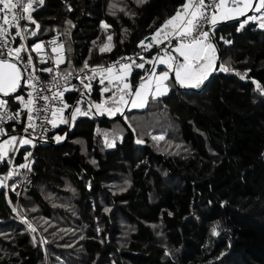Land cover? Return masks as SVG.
Segmentation results:
<instances>
[{"label":"trees","instance_id":"1","mask_svg":"<svg viewBox=\"0 0 264 264\" xmlns=\"http://www.w3.org/2000/svg\"><path fill=\"white\" fill-rule=\"evenodd\" d=\"M183 2L32 0L39 28L24 23L29 44L58 33L59 70L73 72L134 52ZM243 20L214 26L219 65L229 71L218 66L198 89L171 87L144 108L69 125L64 119L76 102L100 101L106 81L82 96L66 94L63 121L34 147L32 183L19 194L11 185L30 147L14 146L13 163L0 164V176L14 171L0 188V264H58V255L60 264H264V94L253 83L264 86V29L253 22L240 28ZM106 44L110 50L101 52ZM145 73L132 71L133 88ZM17 94L24 97L25 88L9 95L7 108L21 107ZM160 132L164 139L154 140ZM217 222L219 235H212Z\"/></svg>","mask_w":264,"mask_h":264},{"label":"snow or ice","instance_id":"2","mask_svg":"<svg viewBox=\"0 0 264 264\" xmlns=\"http://www.w3.org/2000/svg\"><path fill=\"white\" fill-rule=\"evenodd\" d=\"M139 2V0H138ZM40 3H43V0H40ZM184 0V2L178 6L175 15L171 16L169 19L165 20L164 23L156 29V32L152 34L151 40L154 41L156 45H162L163 42L167 41L168 43H172L170 37H175V46L171 50H167L166 46L163 55H159V58L153 57L149 63L153 64H166L168 70L160 71L158 74L155 68H152L148 73H146L148 77L149 86L146 89V84L144 83V77H141V82L138 86L135 87V91L133 92V86L127 82V77L129 72L132 69V65L130 64H120V69L122 70L119 75L113 73V69L109 66L107 69H99L101 74L104 71L108 72L109 75V83L111 84L113 79L118 82L117 84V93L118 99H113V104H131L134 108H144L147 103V96L144 91L147 90L151 93L152 98L155 99L157 97H161L167 94L169 91L168 84L166 83L169 80V71L174 72L175 81L178 82L181 86H189V87H200L205 81L208 80L211 73L217 67V60L219 57L217 56V47L216 44L212 41L214 40V26L224 20H229L234 17L245 16L250 10L255 14L246 15V19L240 23V28H243L250 21H256L258 26L261 29H264V0ZM32 10V0H27V3H24L23 0H0V19H2V23H0V37H4L2 41H0V93H3L4 96H8V100L0 98V109H6L8 107L9 100L11 96L10 93H15L17 88L21 86V81L23 80L27 83L28 87L32 89L27 93V99L21 95H16L15 99L20 104L23 105V108L27 110V119L30 122L29 127L33 130L36 125L32 124L33 121V104L35 100L49 101L52 100L53 104L59 97L64 96L65 91H69V88H65L64 91H60L58 88L55 92L50 96L41 95L40 91H38L39 77L35 75V65L32 63V57L29 55L26 61V67L23 71H27L28 67L32 68V71L28 74V76H23L21 69L17 66L16 63L12 62L23 61L24 57L21 56V51L24 48V44H20L18 47H8V36L12 35V30L15 29V38L19 37L20 39H24L23 30L21 29V22L28 21L33 24H36L35 20L31 15ZM10 17V18H9ZM71 24V21L67 22ZM205 23H208L212 27H209L205 30ZM36 27L39 28V24H36ZM108 27V25H105ZM163 30V31H162ZM240 29L238 28L237 31ZM35 35V32L31 33ZM111 40V36L108 37ZM224 40L223 37L220 38ZM149 40V37H145L139 43L140 45H145V42ZM224 43L230 44V40H224ZM40 44H34L33 48L37 51L40 50ZM147 49L153 48V43L149 42L146 45ZM5 49L7 51L5 52ZM109 45H104L100 48L101 52L109 51ZM55 52L56 49H53ZM170 52L178 53V57L171 55ZM150 55V54H149ZM130 59V58H129ZM143 61L144 57H140ZM60 63H63L62 60H57V67ZM134 63V62H133ZM135 68L144 69L145 63L141 62L139 64H134ZM89 65L87 61L85 62L83 68L79 69V72H83L85 68H88ZM99 66L96 69H93V78H95V73ZM219 69L221 71H229V69L225 66V64H220ZM53 71L52 68H42L41 72L51 73ZM239 75V73H237ZM72 75V71L66 70L63 74L57 72V76L60 79L65 81ZM77 79H80V83L83 88L91 90V84L85 83V80L80 76H77ZM43 83V82H40ZM53 87H56L59 83L56 77H53L51 81L48 82ZM100 83L103 84L104 80L101 79ZM256 84L257 89L264 94V86H261L259 82L253 81ZM122 84L123 87H119ZM154 84V88L151 85ZM74 88V86H72ZM103 92L109 91V89H102ZM35 93V95H34ZM113 96H116V93H113ZM128 97L126 99L125 97ZM139 98V99H137ZM110 99H112L110 97ZM81 101L76 102L75 110L72 113V120L76 119L77 114L87 116L89 113L87 111H81L79 104ZM62 108H52V120H47L45 116L44 119L47 120L49 124H52L53 127L56 126L55 117L58 112H61L63 109L69 108L67 103H64ZM49 105L44 104L40 107H37L35 111L39 113L41 109L44 112L49 111ZM92 107V102L89 103V108ZM95 108L100 110L102 108V103H96ZM104 111H107L109 115H114L115 112H122V107H114V108H104ZM7 112H0V121H3L4 117L7 116ZM8 119H14V116H8ZM25 132L28 131V128L24 129ZM42 131H46V128H42ZM7 135L8 138L0 141V164L11 165L13 163L12 158L9 156L10 151H16L14 147V143L17 141V136L8 135L7 130L3 127H0V136ZM154 140H163L164 135L161 134L159 136H153ZM57 140L63 139L61 136L56 137ZM21 145L31 144V139L20 138L18 141ZM137 143H143L142 140H138ZM7 146V147H6ZM179 147V145H177ZM31 154L26 155L30 156ZM95 163V161H93ZM19 168H28L29 165L27 163H23L18 165ZM14 175V171L10 168L9 171L5 174L3 179H0V187H6L5 181ZM127 183V181H126ZM12 189L15 190V184L11 185ZM224 202H222L223 205ZM9 204H11V200H9ZM13 212H17V208H12ZM107 211V209H106ZM18 215H20L17 212ZM171 215V213H169ZM22 221L28 225V229L32 232L36 231V228L33 227V224L30 223L25 217L21 216ZM219 226V222L217 225L212 228V235H219L217 232V227ZM99 231V229H98ZM35 240V237H33ZM42 243L46 241L42 240ZM166 255H170L167 250L165 252ZM223 255V253L221 254Z\"/></svg>","mask_w":264,"mask_h":264},{"label":"built area","instance_id":"3","mask_svg":"<svg viewBox=\"0 0 264 264\" xmlns=\"http://www.w3.org/2000/svg\"><path fill=\"white\" fill-rule=\"evenodd\" d=\"M15 2V0H14ZM10 18V17H9ZM0 23H2V19H0ZM205 30H207L210 26L208 23H205L204 25ZM21 29L23 30L24 39H20L19 37L15 38L13 40V37L15 36V29L12 30V35L8 36V47H18L20 44H24V48L21 51V56L24 57L23 61H16L17 64H19L21 71L23 73V76H28V74L32 71L31 67H28L27 71H23L26 67V61L27 57L30 55L32 57V63L35 65V75L39 77L38 84V91H40L41 95L50 96L53 92L57 90V88L60 91H64V89L67 87L70 90L64 92L63 97H59L56 102L53 104L52 100L49 101H42V100H35L33 104V121H31L32 124H35L36 127L33 130L29 127V121L27 119V110L23 108V105L21 104V107L18 108V110H11L9 108L6 109H0V112H7L8 115L4 117L3 121H0V127L5 128L6 124H14L17 126L22 127V130L19 132V135L21 137H24L26 139H31L32 143L28 145L29 150L27 151V154H31L30 156H27V159L25 158L24 163H27L29 165L28 168H23L22 177L16 179L13 183L15 184V190L13 192L19 194L22 190H27L31 186V177L28 176V171L30 169V166L33 162V156L32 152L34 147L37 144L40 143H47L51 140L53 132L57 129V127L62 123L63 116H64V109L61 112L57 113V116L55 117L56 120V126L53 127L52 124H49L47 120H52V111L51 109L54 108H62L63 104L61 103L66 100L65 95L68 93H77L79 96H82L84 88L82 87L80 83V79H77V76H80L85 80V83L91 82L92 84L101 85L100 80H105L107 77H109V73L104 71L103 74H101L99 69H107L109 66L112 67L113 73L120 74V64H130L132 65V69L128 74V77L132 73L133 70H135L134 64H139L140 57H150L152 56L156 51L158 52L161 47L164 46H170L173 43H175V37L172 36L170 39L172 40V43H168L167 41L163 42L162 45H156L154 41L151 40L152 36L149 37V40L145 42V45H140V43L137 46V49L127 55H123L114 61L103 64V65H90L88 68H85L83 72L73 71L72 75L68 78L67 81L60 79L57 76V72L63 74L64 72L59 70V67H57V57L54 55L53 49L61 48L62 40L58 33H54L47 38L37 40L31 44L28 43V33L29 28L26 26H23L21 24ZM4 37H0V41H2ZM144 39V38H143ZM142 39V40H143ZM152 42L153 48L147 49L146 45L147 43ZM34 44H40V50L37 51L35 48H33ZM7 49H5V52ZM150 54V55H149ZM130 58V59H129ZM134 62V63H133ZM139 62V63H138ZM97 66L99 68L97 69L95 73V78H93V69H96ZM42 68H52L53 71L51 73L41 72ZM53 77H56L59 81L58 85L56 87H53L48 82L53 79ZM127 77V78H128ZM43 82V83H40ZM22 86L25 88V100L27 99V93L29 91H32L31 88L28 87L27 83L23 81ZM74 86V88L72 87ZM35 95V93H34ZM47 104L49 105V111L44 112L42 109L39 113L35 111L37 107H40L41 105ZM8 116H14V119H8ZM47 117V120L44 119V117ZM28 128V131L25 132L24 129ZM42 128H46V131H42ZM1 138V136H0ZM19 146V145H18ZM25 146V145H24ZM12 188V187H11Z\"/></svg>","mask_w":264,"mask_h":264},{"label":"rangeland","instance_id":"4","mask_svg":"<svg viewBox=\"0 0 264 264\" xmlns=\"http://www.w3.org/2000/svg\"><path fill=\"white\" fill-rule=\"evenodd\" d=\"M206 2H207V0H206ZM224 22H226V21H224ZM247 25V24H246ZM171 47H169V48H167L166 47V49L167 50H171L170 49ZM164 50H165V47H161L160 49H159V51L157 52H155L152 56H150V57H147V58H144V60L143 61H141V62H144L145 64L146 63H148V61H151L152 60V58L153 57H155V58H159V55H163L164 54ZM170 54H173V52H170ZM147 59V60H146ZM151 64V63H150ZM157 65H158V63H156ZM19 65V64H18ZM20 67V66H19ZM217 69H215V71H216ZM214 71V72H215ZM116 75H119V74H116ZM171 75V74H170ZM172 76V75H171ZM144 77V76H143ZM109 77H107L105 80H104V82L108 79ZM90 84H91V86H92V83L91 82H89ZM138 84V83H137ZM106 85V84H105ZM139 85V84H138ZM138 85H136V86H138ZM135 86V87H136ZM105 87V86H104ZM104 87L103 86H101V88L102 89H104ZM135 87L133 88V92L135 91ZM193 89H198V88H193ZM113 93H116V96H113ZM102 95H101V100L100 101H97V100H93V99H91V97H89V101H91L92 102V107L91 108H89V102H87V101H85L83 98H81V99H83L84 100V102L83 103H80L79 104V107H80V109H81V111H87L88 113H89V115H87V116H94L95 117V115H99V117L100 116H102V113H104L106 116H108V117H113L114 115H109L108 114V112L107 111H104L103 109L104 108H113V107H122V108H125V107H127V105H129L128 106V108H131L132 106H131V104L129 103V104H125V105H120V104H116V105H114L113 104V99H118V93H117V90H115L114 92H111V93H109L108 95H105V93L102 91V93H101ZM110 97L112 98V99H110ZM109 98V99H108ZM126 99H128V97L126 96L125 97ZM96 103H102V108L100 109V110H97L96 108H95V104ZM75 110V106H74V109L71 111V114H70V117L68 118V117H66V119L64 120V123H67L68 124V121L70 122V120H71V123H72V121H75L77 118H79V117H82L83 115H79V114H77V116H76V119L75 120H72L71 119V117H72V113H73V111ZM66 111V110H65ZM64 111V112H65ZM161 134H163L164 135V133H162V132H160V133H158L157 134V136H159V135H161ZM9 135H14V136H17V141L14 143V146H17V145H19V146H24V145H21L18 141H19V139L20 138H24V137H21L20 135H18L17 133H13V134H9ZM61 137H63V136H61ZM8 138V136L6 135L4 138H0V141H3V140H5V139H7ZM53 138V137H52ZM106 138V137H105ZM105 138H104V142L106 143V140H107V138H106V140H105ZM62 141V139L61 140H56L55 142L56 143H59V142H61ZM108 142V141H107ZM107 144V143H106ZM28 145H30V144H26L25 146H28ZM7 147V146H6ZM4 176L5 175H2V176H0V179H3L4 178ZM1 188V187H0ZM67 232H70V230H68L67 229ZM52 233H54V231L53 232H50L49 233V235L50 234H52ZM45 241V240H44ZM64 248H67V245H64ZM58 254V253H57ZM57 259H59V260H57V263L58 264H60V256L58 255V257H57ZM62 261L64 262V264H72L71 263V261L70 260H66V259H62ZM49 261H47V264H49L48 263Z\"/></svg>","mask_w":264,"mask_h":264},{"label":"crops","instance_id":"5","mask_svg":"<svg viewBox=\"0 0 264 264\" xmlns=\"http://www.w3.org/2000/svg\"><path fill=\"white\" fill-rule=\"evenodd\" d=\"M229 6H231V0H230V5ZM253 14H255L253 11H249L246 15H253ZM246 15L245 16H239V17H234V18H232V19H229V20H224V21H230V20H243V19H246ZM224 21H220V22H218L217 24H219V23H221V22H224ZM250 22H253V23H257L256 21H250ZM249 22V23H250ZM216 24V25H217ZM215 25V26H216ZM211 26V25H210ZM212 27V26H211ZM163 31V30H162ZM213 42V41H212ZM174 46H175V43H173V45H172V47L170 48V49H173L174 48ZM57 54V55H56ZM54 55H56V57H57V59L58 60H62V61H64V54H62V51H61V48H57L56 49V51L54 52ZM171 55H174V56H177L178 57V53H175V52H173V54H171ZM179 59H182V58H179L178 57V60H177V62H179ZM147 60V59H146ZM12 62H14V63H16L14 60L12 61ZM141 63V62H140ZM17 64V63H16ZM61 64V63H60ZM147 64V63H146ZM146 64H145V69H146V73H148L152 68H155V70H156V72H157V74L160 72V71H165V70H168V67H167V65L166 64H153V63H151V65H150V67L149 68H146ZM17 66L19 67V65L17 64ZM20 68V67H19ZM21 69V68H20ZM215 71V70H214ZM213 71V72H214ZM212 72V73H213ZM146 73H145V75H144V83L146 84V89H147V87L149 86V83H148V77H147V75H146ZM211 73V74H212ZM172 76H171V75ZM210 77V76H209ZM129 80V79H128ZM127 80V82H129ZM141 82V79L139 80V82H138V84ZM206 82V81H205ZM167 84H168V88H169V90L171 89V87H179V88H185V89H191V88H197V87H189V86H181L178 82H176L175 81V75H174V72H171V71H169V80L166 82ZM22 84H23V80L21 81V86L19 87V88H17V90H16V92L20 89V88H22ZM106 85H105V87L104 88H107V89H109V91H111V92H114L115 90H117V84H118V82L116 81V80H114L113 79V81H112V83L110 84L109 83V78L106 80V83H105ZM137 84V85H138ZM119 87H123V85L122 84H120L119 85ZM151 87H153L154 88V84L153 85H151ZM200 87H202V86H200ZM200 87H198V88H200ZM109 91H107V92H109ZM142 91H144V93H145V95L147 96V101H148V99L150 98V97H152V95H151V93L150 92H148L147 90H142ZM15 92V93H16ZM107 92H104V93H107ZM169 92V91H168ZM167 92V93H168ZM15 93H10L9 95H12V94H15ZM22 96V95H21ZM7 96H4V94L3 93H0V98H3V99H5ZM137 99H139V98H137ZM128 106L129 105H127V107H125V109H130V108H128ZM131 108H134V107H131ZM73 109H74V107H73ZM72 109V110H73ZM134 109H141V108H134ZM118 112H115V114L114 115H116ZM102 114H104V113H102ZM70 117V116H69ZM65 120V119H64ZM71 121V120H70ZM70 124V122L68 121V125ZM18 135H19V132H16Z\"/></svg>","mask_w":264,"mask_h":264},{"label":"bare ground","instance_id":"6","mask_svg":"<svg viewBox=\"0 0 264 264\" xmlns=\"http://www.w3.org/2000/svg\"><path fill=\"white\" fill-rule=\"evenodd\" d=\"M21 24L23 25V26H26V27H28L25 23H24V21H22L21 22ZM103 64V63H102ZM97 91V90H96ZM109 99V98H108ZM64 103H67V100H65L64 101ZM66 109H64V111H65ZM74 123H75V121H74ZM55 133V132H54ZM21 193H22V191H21Z\"/></svg>","mask_w":264,"mask_h":264},{"label":"water","instance_id":"7","mask_svg":"<svg viewBox=\"0 0 264 264\" xmlns=\"http://www.w3.org/2000/svg\"><path fill=\"white\" fill-rule=\"evenodd\" d=\"M217 56H218V51H217ZM216 64H217V67H216V69H217L219 66V59L217 60Z\"/></svg>","mask_w":264,"mask_h":264},{"label":"clouds","instance_id":"8","mask_svg":"<svg viewBox=\"0 0 264 264\" xmlns=\"http://www.w3.org/2000/svg\"><path fill=\"white\" fill-rule=\"evenodd\" d=\"M210 26V25H209ZM211 27V26H210ZM129 78V77H128ZM128 78H127V80H128Z\"/></svg>","mask_w":264,"mask_h":264}]
</instances>
